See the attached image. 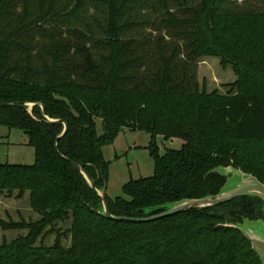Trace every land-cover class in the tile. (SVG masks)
<instances>
[{
	"label": "trees",
	"instance_id": "obj_1",
	"mask_svg": "<svg viewBox=\"0 0 264 264\" xmlns=\"http://www.w3.org/2000/svg\"><path fill=\"white\" fill-rule=\"evenodd\" d=\"M220 19L236 29L257 25L264 3L0 0V104L15 105L0 107V126L22 132L35 158L31 166L0 165V195L29 193L39 216L0 220L4 232H28L0 245V264H260L244 236L224 227L261 219L260 200L241 197L149 223L113 222L97 214L99 198L71 165L102 189V148L123 129L150 135L153 175L125 184L126 199L106 196L114 217L144 218L150 208L215 196L226 182L212 172L219 167L264 184L263 38L252 27L247 41L228 44ZM206 56L236 77L224 95L200 90L198 63ZM23 104H41L59 122ZM62 122L67 131L57 140ZM157 136L183 145L159 155ZM248 144L260 149L249 151ZM66 222L71 241L64 248L56 225ZM50 234L51 247L36 246Z\"/></svg>",
	"mask_w": 264,
	"mask_h": 264
},
{
	"label": "rangeland",
	"instance_id": "obj_2",
	"mask_svg": "<svg viewBox=\"0 0 264 264\" xmlns=\"http://www.w3.org/2000/svg\"><path fill=\"white\" fill-rule=\"evenodd\" d=\"M254 8L264 3V0H247ZM244 0H237L238 5ZM262 21V20H258ZM234 21L220 19L217 25L220 35L228 44L234 42L236 38L247 41L253 27L254 31L260 33L264 42V22L257 25L239 23V29L234 27ZM225 28V29H224ZM227 28V29H226ZM255 34V35H256ZM254 35V36H255ZM254 41L256 37L254 38ZM250 40V39H249ZM259 40V43H261ZM205 44V43H204ZM262 44V43H261ZM207 45H204L205 49ZM197 81L200 90L205 89L207 93L217 91L220 95L228 92L225 86L233 84L236 77L230 66L223 68L220 60L215 57H202L198 63ZM95 130L97 136L103 134L101 121L95 120ZM151 142L150 135L138 131L123 129L118 133L113 143L104 146L101 150L102 158L108 164L106 196L110 199L123 198L122 187L131 180L149 178L153 175V161L149 156L148 147ZM155 145L158 148L159 155H163L167 150H180L183 142L179 139H163L161 136L155 138ZM259 144H248V150L256 152L260 149ZM34 151L27 145V138L22 132L9 130L0 126V165H22L31 166L34 164ZM234 177H228V182ZM0 220L5 222H35L39 216L34 213L29 206V193H25L21 199L17 198V193L11 197L3 194L0 195ZM259 230H264V222L256 224ZM70 223H58L56 229L60 230L64 237L61 244L64 248L70 246V236L67 230ZM49 232V229L46 230ZM26 230H14L4 232L0 230V245L10 243L20 236L27 235ZM56 235L50 234L44 239L38 240L36 246L43 245L46 248L54 244Z\"/></svg>",
	"mask_w": 264,
	"mask_h": 264
},
{
	"label": "water",
	"instance_id": "obj_3",
	"mask_svg": "<svg viewBox=\"0 0 264 264\" xmlns=\"http://www.w3.org/2000/svg\"><path fill=\"white\" fill-rule=\"evenodd\" d=\"M39 106L42 112V117L50 123H57L59 121H51L46 117L45 108L41 104H23L19 106L22 109L31 112L32 108ZM12 104H0V107H14ZM64 129L62 134L57 137V140L61 139L66 131L67 126L63 123ZM72 167L80 172L84 178L88 187L97 195L100 203L97 207V214L101 217L113 221V222H125V223H149L160 219L168 218L171 216H177L188 213L190 211H202L217 207L219 205L227 204L235 199L241 197L254 198L261 201V213L262 218L258 220L243 219L238 224H225L224 227L232 228L239 231L244 238L250 243L252 251L256 254L260 264H264V230H259L257 223L264 222V184L260 183L252 175L243 173L242 171L235 169L231 166L222 168L219 167L213 170V173H218L220 176L226 179L225 185L220 192L215 196H208L198 200H183L177 203L169 204L162 207H155L145 210L148 217L144 218H126V217H114L110 214L108 204L106 201V186L102 189L95 187L94 181L88 177V175L82 170V168L74 163H71ZM234 177L231 182H228V177ZM153 214V215H151Z\"/></svg>",
	"mask_w": 264,
	"mask_h": 264
}]
</instances>
